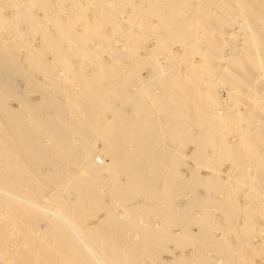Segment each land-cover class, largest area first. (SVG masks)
<instances>
[{
	"label": "bare ground",
	"instance_id": "6f19581e",
	"mask_svg": "<svg viewBox=\"0 0 264 264\" xmlns=\"http://www.w3.org/2000/svg\"><path fill=\"white\" fill-rule=\"evenodd\" d=\"M0 264H264V0H0Z\"/></svg>",
	"mask_w": 264,
	"mask_h": 264
},
{
	"label": "rangeland",
	"instance_id": "374dc122",
	"mask_svg": "<svg viewBox=\"0 0 264 264\" xmlns=\"http://www.w3.org/2000/svg\"><path fill=\"white\" fill-rule=\"evenodd\" d=\"M5 37H6V39H5ZM4 37V39L5 40H10V36L9 35H7L6 34V36ZM8 38V39H7ZM119 43H117V44H119V47H122L123 46V43L121 44V41H118ZM15 73V76L13 77V75L14 74H12L11 76H7L8 77V79H9V77H10V81L12 82V79L11 78H13L14 79V81H13V85L15 84V88L21 93H25V94H27V95H30V97H35V96H37V95H39L41 92L40 91H31L30 89H29V87L27 86L28 84L26 83V82H24L25 80H24V77L22 76V78H21V74H19L20 72H18V71H16V72H14ZM17 78V79H16ZM136 88V86H134V87H132V89H135ZM26 89H27V91H26ZM35 92V93H34ZM35 95V96H34ZM59 99H62V98H59ZM11 104L14 106V107H16V108H18V109H20V105H19V103H18V101L16 100V101H14V99H12L11 100ZM47 110H48V108H46ZM45 110V109H44ZM47 110H45L46 112H47ZM100 117L101 118H103V115H100ZM75 138V137H74ZM42 140L44 141V143L45 144H47V143H49L50 142V139H49V137H46V136H44L43 138H42ZM90 146V150H89V154H91V159L92 160H94L96 163H98V164H102L103 162L102 161H104V157H103V155H102V153H96V151H95V142L93 141V142H90V144H89ZM97 145V144H96ZM99 145V144H98ZM167 146L168 147H174V145L173 144H167ZM194 166H195V164H194ZM197 166V165H196ZM195 166V167H196ZM197 168H199V167H197ZM227 168H225V170H226ZM200 170H201V172L202 173H205L206 171H205V168H200ZM229 170H230V172H229ZM232 168H229L228 169V171H221L222 173H225V175L224 174H222L224 177H227V178H230V180L229 179H227L228 181L227 182H229V181H232L233 179L231 178V177H234L233 176V174H232V172L233 173H235V170H233ZM72 171L73 172H75V168H73L72 169ZM228 172V173H227ZM229 174V175H228ZM226 175H228V176H226ZM226 179V178H225ZM232 179V180H231ZM22 190V189H21ZM43 201L45 202V206H46V208H47V210H49L50 209V211H55V210H57V208H56V204H55V202H52L51 200H48L47 199V197H44L43 198ZM180 202H178L177 203V205H178V207L180 206V207H183L185 204H187V201H186V199L185 198H183V199H180L179 200ZM118 206H116V210L118 211V212H121V210H122V208L119 206L118 208H117ZM214 210L216 209V211H218L217 209V207H214L213 208ZM157 220H154V222H152L151 223V225H156L157 224ZM154 223V224H153ZM176 232H178V230H176ZM169 247H171L170 249H171V254H170V252H167V251H165L163 254H162V257H163V260L165 261H168L169 259V261H171V260H173L172 258H174L173 256H174V254L177 252V249L175 248V246L174 245H172V243H170V246ZM175 249H174V248ZM174 251V252H173ZM167 252V253H166ZM174 253V254H173ZM211 253V252H210ZM212 255V254H211ZM213 255H215V254H213ZM213 255H212V259L214 258H216L215 260H213L214 262L216 261V262H218V263H220V262H222V257L221 256H219V255H215L214 257H213ZM218 259V260H217Z\"/></svg>",
	"mask_w": 264,
	"mask_h": 264
}]
</instances>
